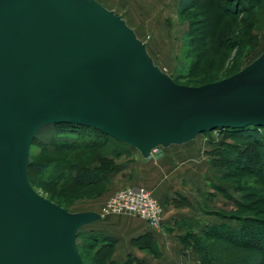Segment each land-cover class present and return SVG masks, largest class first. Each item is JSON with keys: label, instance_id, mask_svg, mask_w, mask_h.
<instances>
[{"label": "water", "instance_id": "95a60500", "mask_svg": "<svg viewBox=\"0 0 264 264\" xmlns=\"http://www.w3.org/2000/svg\"><path fill=\"white\" fill-rule=\"evenodd\" d=\"M55 124L97 130L143 159L217 130L264 128V50L237 73L175 83L134 31L95 0H0V264H83L80 229L27 179L36 133Z\"/></svg>", "mask_w": 264, "mask_h": 264}, {"label": "rangeland", "instance_id": "374dc122", "mask_svg": "<svg viewBox=\"0 0 264 264\" xmlns=\"http://www.w3.org/2000/svg\"><path fill=\"white\" fill-rule=\"evenodd\" d=\"M95 1L123 19L145 45L154 64L173 81L176 80L179 85L197 87L227 78L230 73H233L232 71H239L256 59L258 48L256 50L255 48L260 42L261 47L264 46V26L261 27L263 18L259 15V11L254 14L240 13L222 16L218 5L224 0H197L195 7L186 13L179 12L178 0ZM249 4H252V0H241L239 7L249 6ZM230 7L232 9L234 5L229 0ZM204 39H207L206 42L212 39L214 44L219 41L220 49L216 48L215 52L201 53ZM222 136L219 131L203 133L188 144L189 155H193L190 159L188 158V164L196 165L194 175L196 180L188 179L189 184L185 182L184 187L192 195V199H196L194 214L203 225L212 222L220 223L222 221L218 218L220 213L264 220V172L260 181L238 172L228 179L221 176V170H226L225 167L229 170L237 168L230 163L234 154L232 148L236 144L234 140L227 141L232 155L229 154L221 160V162L224 161L220 164L219 170L211 169L209 162L211 156L215 154L210 155L209 151L216 148L222 141ZM34 138L35 142L29 150V160L33 164L63 163L70 159L84 161L83 159L95 155L100 156L98 157L100 166L104 168L110 164L116 169L130 163L127 157L132 151L119 158L106 159V150L113 151L111 146L96 151L57 153L50 148V143L71 144L77 142L78 137L73 134L59 136L50 125L41 128ZM261 157V163L264 164V148L261 151ZM29 179L37 193L49 201L58 203L69 213H78L91 208L108 191L111 184V181H106L104 185L97 187L80 188L68 183L55 193H47L37 187L35 183L37 178L34 174H29ZM215 186L224 188L225 191L218 192ZM124 189L127 187L117 190L109 197L99 209L101 215L107 202ZM237 202L241 204L243 202L246 209L238 208ZM89 228V226L84 227L80 229V232H93ZM76 245L80 248L82 242L77 240ZM95 251L96 248L81 251L88 264L97 262Z\"/></svg>", "mask_w": 264, "mask_h": 264}, {"label": "trees", "instance_id": "16d2710c", "mask_svg": "<svg viewBox=\"0 0 264 264\" xmlns=\"http://www.w3.org/2000/svg\"><path fill=\"white\" fill-rule=\"evenodd\" d=\"M261 2H263V4H260ZM196 3L197 0H178V10L181 13L189 12L195 7ZM230 3L234 5L232 9L231 7L229 8V0H224L222 4L218 5L222 11L219 13H221L222 16L240 13L254 14L259 11V15L263 18V24L261 26L263 28L264 0H252V4L245 7H239L241 0H232V2L230 0ZM236 7L237 10L235 9ZM205 40L207 39L202 40L203 47L201 46V53L215 52L217 51L216 48L220 49L221 44L219 41H216L214 44L212 43V39H208L207 42ZM256 49L257 58L264 50V46L261 47V42L256 46L255 50ZM232 72L233 73H230L228 77L238 71ZM174 82L176 83L177 81L175 80ZM50 126L54 128L55 133L59 136L62 134H73L78 137L77 142L71 144L50 143V148L57 153L62 151L70 153L78 151H96L100 148L111 146L113 151L106 150L107 155L105 156L106 159L111 160L109 157L119 158L125 153L128 154L130 151H136L89 127L74 124H55ZM217 131L221 132L223 136L222 141L218 143L216 148L214 147L213 151H209L210 155L215 154L211 156L209 162L211 169L219 170L220 164L224 161L221 162V160L231 154V149L227 143V141L231 139L234 140L236 144H234L232 148L234 154L230 159V163L237 168H231V170H229L228 167H225L226 170H221V176L228 179L233 177L235 172H238L259 181L262 180L261 175L264 172V164L261 163V151L264 148V128L249 126L239 130ZM34 142L35 138H33L31 146ZM98 157L100 156L98 155ZM98 157L95 155L83 159L84 161L80 159H70L65 160L63 163L55 162L51 164H33L29 160L27 179L31 185L29 174H34L37 178L35 179L37 187L47 193H55L68 183L80 188L104 185L106 181H110V178L117 173L118 168L115 169L108 161L107 163L110 167L109 165L106 166L109 168L100 166V158ZM215 189H217L218 192L225 191L224 188L218 186H215ZM54 204L62 207L58 203ZM236 205L240 209H246L243 202L242 204L237 202ZM218 218L222 221L220 223L205 226L201 235L193 236L189 234L182 239L184 243H186L187 240L191 241L193 250L198 254L200 259L199 264H264V220L252 217L241 218L236 214L225 213L218 214ZM77 240L82 242V247L79 248L77 245L76 247L83 264L88 263L81 254V251H90L95 248V254L98 260L96 263L90 262L89 264H116L112 259L116 244L115 239L96 234L95 232L81 233L79 231L75 242ZM125 264L148 263L134 258L128 259Z\"/></svg>", "mask_w": 264, "mask_h": 264}, {"label": "crops", "instance_id": "0c3cea01", "mask_svg": "<svg viewBox=\"0 0 264 264\" xmlns=\"http://www.w3.org/2000/svg\"><path fill=\"white\" fill-rule=\"evenodd\" d=\"M188 144L161 148L146 160L132 151L127 157L130 163L120 166L110 178L108 191L91 208L82 211L100 214L99 209L109 197L125 187L145 189L160 204L163 216L158 228L126 215H101L100 221L89 226L96 234L115 239L112 259L116 264H125L134 258L148 264L200 263L191 241L184 243L182 239L189 234L199 236L205 226L217 222L203 225L194 214L196 199L184 187L188 179L196 180V165L188 164V158L193 156L189 155Z\"/></svg>", "mask_w": 264, "mask_h": 264}, {"label": "built area", "instance_id": "2783aa9c", "mask_svg": "<svg viewBox=\"0 0 264 264\" xmlns=\"http://www.w3.org/2000/svg\"><path fill=\"white\" fill-rule=\"evenodd\" d=\"M159 150L155 149L152 154ZM162 213L160 204L149 191L127 188L117 192L107 202L102 215L131 216L144 221L152 228H158L162 222Z\"/></svg>", "mask_w": 264, "mask_h": 264}]
</instances>
